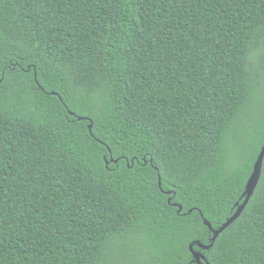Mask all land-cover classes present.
<instances>
[{"label": "trees", "instance_id": "16d2710c", "mask_svg": "<svg viewBox=\"0 0 264 264\" xmlns=\"http://www.w3.org/2000/svg\"><path fill=\"white\" fill-rule=\"evenodd\" d=\"M257 76L264 0H0V264H195L264 145ZM193 250L264 264V160Z\"/></svg>", "mask_w": 264, "mask_h": 264}, {"label": "water", "instance_id": "95a60500", "mask_svg": "<svg viewBox=\"0 0 264 264\" xmlns=\"http://www.w3.org/2000/svg\"><path fill=\"white\" fill-rule=\"evenodd\" d=\"M70 115L74 116L73 113H70ZM78 120H87L85 118H77ZM91 128H92V124L89 125L88 129L89 131H91ZM263 160H264V145L262 146L255 162H254V165H253V169H252V173L251 175L249 176L246 184H245V187H244V192L242 194V197L241 198H244L243 202L239 205V204H236V210L234 212V214L232 215V217L230 219H228L220 228H218L217 230H214L212 229L211 225L206 221L204 220L203 221V224L204 226H206L211 234H212V238L210 239V244L209 245H202L200 242L198 241H194L192 243L189 244L188 248H189V252L191 253L192 257H193V262L195 264H202L203 262L205 264H208L205 256L203 254H201L200 252L198 251H194L193 250V247L194 246H197V248H199L200 250L202 251H209L214 242L216 241L217 237L222 233L224 232L231 224H233L242 214V212L244 211L245 207L247 206L249 200L251 199V197L253 196L254 194V191L259 183V180H260V177H261V169H262V164H263ZM111 162H113L111 160ZM158 187L160 188V180H158ZM166 195H169L170 193L169 192H166L165 193ZM169 202V200H168ZM176 207H178V212L181 210V207L180 206H177V205H174ZM192 210H190L188 213H191ZM202 217V215H201Z\"/></svg>", "mask_w": 264, "mask_h": 264}, {"label": "rangeland", "instance_id": "374dc122", "mask_svg": "<svg viewBox=\"0 0 264 264\" xmlns=\"http://www.w3.org/2000/svg\"><path fill=\"white\" fill-rule=\"evenodd\" d=\"M256 89H257V94H258L257 98L258 100H260V104H261V106L259 107L260 113L264 117V82L263 83L261 82V78L259 76L256 77Z\"/></svg>", "mask_w": 264, "mask_h": 264}]
</instances>
